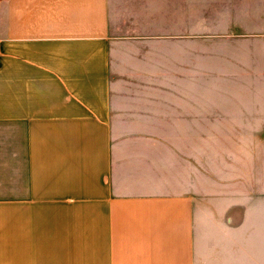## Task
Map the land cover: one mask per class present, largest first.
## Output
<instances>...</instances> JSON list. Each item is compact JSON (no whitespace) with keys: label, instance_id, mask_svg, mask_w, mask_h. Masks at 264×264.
Segmentation results:
<instances>
[{"label":"crops","instance_id":"0c3cea01","mask_svg":"<svg viewBox=\"0 0 264 264\" xmlns=\"http://www.w3.org/2000/svg\"><path fill=\"white\" fill-rule=\"evenodd\" d=\"M263 120L264 0H0V264H264Z\"/></svg>","mask_w":264,"mask_h":264},{"label":"rangeland","instance_id":"374dc122","mask_svg":"<svg viewBox=\"0 0 264 264\" xmlns=\"http://www.w3.org/2000/svg\"><path fill=\"white\" fill-rule=\"evenodd\" d=\"M162 12L164 11L160 10L159 14ZM207 146L208 187H220L225 193L229 192L232 186L240 189L255 182L261 184L262 179L259 177L249 178L247 183L246 172L249 166L250 169L255 167V155L256 163L263 160L264 120L259 129L208 130ZM237 210L242 213L240 208Z\"/></svg>","mask_w":264,"mask_h":264}]
</instances>
